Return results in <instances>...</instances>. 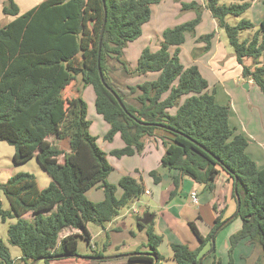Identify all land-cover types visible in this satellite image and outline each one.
I'll use <instances>...</instances> for the list:
<instances>
[{"label":"trees","instance_id":"obj_1","mask_svg":"<svg viewBox=\"0 0 264 264\" xmlns=\"http://www.w3.org/2000/svg\"><path fill=\"white\" fill-rule=\"evenodd\" d=\"M104 1L44 0L25 13L15 0L3 7V13L13 20L0 28V141L14 147L15 165L36 158L50 178L49 185L41 189L35 175L18 173L1 186L11 211H5L0 202V220L17 218L8 237L10 244L22 251L20 261L32 264L40 259L50 264L80 257L78 236L83 233L90 245V223L105 228L121 208L138 201L147 191L142 177L124 175L118 185L109 182L114 167L90 131L92 122L81 89L66 94L79 78L83 88H93L95 110L109 125L104 140L111 143L119 135L125 145L110 155L122 158L142 154L148 141L160 140L165 148L160 166L172 174L170 197L177 195L186 177L202 185L203 193L213 194L218 179L225 174L232 186L234 210L230 216L237 210V181L241 199L237 218L242 227L230 238L229 255L232 259L234 248L245 240L261 247L264 254V168L248 155L249 140L230 126V106L217 102L198 67L185 69L177 57L179 50L174 55L169 53L171 46L179 49L185 43L186 33L195 32L202 6L196 2L185 5L184 9L196 10L197 17L166 30L160 51L152 54L145 50L132 71L124 59L125 48L140 37L142 27L151 19L152 7L161 0ZM220 1L206 0L205 8L225 30L237 62L243 65L245 59H252L254 67L244 66L243 77L252 80L264 94V64L259 62L264 56V18L258 33L241 42L239 33L253 29L254 24L244 20L231 26L226 18L242 14L251 4L226 6ZM112 61L120 63L130 77L154 72H159V77L128 85L123 92L111 77ZM99 68L125 110L102 83ZM187 95L190 97L172 113ZM51 137L68 142L69 151L50 141ZM150 176L155 183L162 181L157 171ZM94 188L104 194L97 203L87 197ZM118 190L122 192L120 197ZM213 210L217 216L207 236L189 222L200 241L197 249L183 243L170 244L174 264H199L213 234L230 217L219 204H213ZM29 213L30 219L25 217ZM137 223L141 230L146 229L147 247L161 264L164 258L158 248L164 237L156 233L154 221L145 224L137 217ZM66 228L79 232L60 240ZM103 256L97 252L91 257ZM129 261L153 264V259L145 255ZM0 264H16L2 240Z\"/></svg>","mask_w":264,"mask_h":264},{"label":"rangeland","instance_id":"obj_2","mask_svg":"<svg viewBox=\"0 0 264 264\" xmlns=\"http://www.w3.org/2000/svg\"><path fill=\"white\" fill-rule=\"evenodd\" d=\"M42 1L44 0H15L16 4L21 9H27L31 5H37ZM205 1L206 0H161L160 3L154 5L152 7L151 19L142 27V34L140 37L134 42L128 43L126 46L124 59L129 69L132 71L136 70L145 50H148L152 54H157L160 51L164 41L163 34L166 30L190 22L197 17L196 10L184 9L183 7L192 2L198 3L202 6L201 21L196 27L195 32L186 33L185 43L180 46L179 49L171 46L169 48V53L174 55L176 50H179L177 57L185 69H189L192 66L198 67L200 74L209 85L208 91L210 93L214 92L215 97L217 96V102L230 106L232 121L235 122V125L238 127H245L248 133L253 137V146L264 150V94L254 82L250 83L249 89L244 87L245 84L249 83V79L243 77V67H254L253 61L251 58H247L243 65L237 62L235 51L228 40L225 30L220 27L217 20L212 17L210 11L205 8ZM263 1L264 0L220 1V5L226 6L251 4L242 14L238 16L230 15L226 18V22L231 26H236L244 20L254 24L253 29H247L239 33L241 42L252 39L258 33L260 22L264 18ZM8 3L9 0H0V27L7 25L12 18L3 14V7ZM212 34H214L213 38L209 40L205 39ZM259 62L262 65L264 64V56L259 59ZM111 65L112 68H114L111 72V77L119 84L123 92L127 91L126 87L128 85L134 86L146 81H154L159 77V72L130 77L123 72V66L120 63L112 61ZM77 88L81 89V93L84 91L81 78H79L76 83H72V86L68 88L66 94H76ZM88 92L89 91L85 93L84 98L89 107L88 119L92 122L90 128L92 135L98 136L99 145L105 151H109L112 147H120L121 143H123L121 139H116L113 145L104 141V136L108 130V124L102 117H99L95 110L93 91H91V93ZM188 97L190 96H183L179 100L178 106L172 109V113H175L177 108L182 105ZM234 117L238 120L235 119L234 121ZM50 141L57 144L65 152L69 151L68 142H60L55 137H51ZM150 142L151 141H148L146 148L149 146ZM14 152L15 149L13 146L0 141V202L5 211H11V205L4 195L1 186L5 184L11 176L18 173L33 174L37 177L41 189H45L50 181L48 175L39 165L36 158L31 159L25 164L15 165L13 162ZM60 161L63 162V157H60ZM138 161H141L138 157L131 161H129V158H124L121 161L110 156V163L115 169L110 175L109 182L116 183L123 173L122 168L127 166L128 169H130V167L134 169V167L138 165ZM144 170L145 168L142 167V177L148 182L146 186L149 184L148 187L150 186V190H154L155 185L151 183L150 176L147 172H144ZM184 179L192 182L198 188H203L202 185L195 183L190 178L186 177ZM87 197L93 202H100L103 199L102 191L95 188L91 189L87 193ZM162 206L163 201L158 204L154 196L142 195L138 201L130 202L128 205L121 208L118 216L112 222L106 224L105 228L107 229L90 223L88 225V230L91 235L90 245L85 236L82 235L83 233H80L78 236V252L79 255H81L80 257L54 261L50 264H152L142 261H129L128 258L123 256L135 253L136 251H140L139 253L144 254L152 252L150 248L147 247L146 229L141 230L138 227L137 217L142 220L146 217L145 215L147 213L154 215L156 211H160V208H162L161 213H166V216L173 215L171 212L167 211L165 208L166 206ZM133 208L139 210V215H133L130 212ZM25 217L30 219L32 218V214L29 213ZM159 219H161V217ZM16 222V217L7 219L6 221L0 220V240L7 246L16 264H24L20 261L23 256L21 249L11 245L8 237L10 226ZM162 222L163 224L160 226V230H162L163 233L161 232L162 234H160L156 232L158 235H165L163 243L158 248V252L164 258L161 264H174L173 252L170 246L171 240L169 241L167 238L168 229L165 227V225L168 226V223L163 219ZM238 225L241 229L242 221L240 218H235L217 234L215 240V254L214 256L206 258L204 264H214L216 260L219 264H254V262L258 263L259 261H264V254L259 246H255L253 251L247 246H236L233 250L231 259L229 255L230 238L237 233L234 229H236ZM173 231L177 232L176 236L181 239L183 243H186L192 248L195 247L194 242L198 241V238L195 237L191 229L187 226L184 218L181 217L178 219V227L173 229ZM75 232L79 231L71 228L64 229L60 233V240L70 233ZM210 249L211 246L207 245L204 248L202 256ZM97 252H102L104 255L103 257L106 259L98 260L91 257ZM37 264L47 263L45 261H39Z\"/></svg>","mask_w":264,"mask_h":264},{"label":"crops","instance_id":"obj_3","mask_svg":"<svg viewBox=\"0 0 264 264\" xmlns=\"http://www.w3.org/2000/svg\"><path fill=\"white\" fill-rule=\"evenodd\" d=\"M37 5H31L27 9H21L20 8L21 13H25ZM12 20H13V18H11L9 20V22H11ZM210 59H214V58H210ZM250 83H253V81L249 80V85H250ZM90 87L91 86H87L86 88H84V91H83L84 94L82 92V97L85 100V98H84L85 93L87 91H89L88 93H91V91H93L94 101H95L94 90L92 87L91 88ZM216 98H217V96H216ZM219 104H221V103H219ZM221 105H223V104H221ZM88 112H89V107H88ZM99 117H101V116L99 115ZM235 119H237V118L234 117V121H235ZM229 121H230V126L232 127V129L235 131L236 134H242L249 140V146L247 148L248 155L258 164V166L260 168H264V152H263L264 150H261V148L253 146L252 135L250 133H248V131L245 127H238L235 125V122L232 121L231 113H230ZM107 128L109 130V125H107ZM108 130H107V132H108ZM97 138H98V136H97ZM116 139H121V137L119 135H116L113 142H111V143L108 142V143L110 145H113V143L115 142ZM98 144H99V138H98ZM124 146H125L124 143H121L120 147H117V148L112 147L109 149V151H105L104 149L103 150L108 154V159L110 161V156H112V155H109V154L113 150L121 149ZM164 154H165V148H164L162 142L160 140H158V141H151L149 143V146L145 149V151L142 154L136 153L132 156H123L122 158H117L118 160H121V161L124 158H129V161H131L132 159L137 158V157L139 159H141V161H138V165H136V167H134V169H133V167H130V169H131L130 170L127 168V166H124L122 168L123 173L120 175L119 179L124 175H131L134 178L142 177V173H143L141 171L142 167L145 168L144 172H147L149 176H150V172L157 171L158 174H160V176L162 177V181L160 183H155L153 177L150 176L151 183L153 185H155L156 190L155 189L150 190V186L148 187V185H149L148 184L146 186V190H147L146 195L154 196V199L157 201L158 204L163 201L162 207L166 206L165 208L167 209V211L171 212V214H173L175 216H173V215L166 216V213H161L162 208H160V211H156L154 216L150 213H147L145 215L146 216L145 219L147 217H149V219L146 220L147 223H145V224H148V223H151L152 221H154L156 232L162 234L163 231L160 230V226L163 224L162 219L166 220V223H168V226L165 225V227L168 229L167 238L169 239V241L171 240L170 244L173 242L183 243V241L176 236L177 232L173 231V229L178 227V219H180L181 217L185 219V222L187 223V226L189 228H190L189 222H193L195 224V226L197 227V229L199 230V232L204 237L207 236L210 232L212 225L214 224L215 217L217 216L213 210V204H219L224 209L226 208L225 215L227 217L233 213L234 204H233V201L231 200L232 186H231V182L228 179V176L225 174H222L220 176V178L218 179V181L216 183L217 184L216 191L213 194L203 193L202 192L203 188H198L192 182H189V181L184 179L180 189L177 192L176 197L174 196L173 198H171L170 192L173 190V186H172V182H171L172 181L171 180L172 174L169 171L162 169L160 166L161 159L164 156ZM112 157H114V156H112ZM114 169H115V167H114ZM159 170H160V172H159ZM119 179L117 180L116 183H112V184L118 185ZM49 180H50V178H49ZM144 182H145V185H146V183H148L145 180H144ZM49 183H50V181H49ZM95 189L102 191L99 188H95ZM193 191H196L199 195V203L197 205L192 204V202H191L190 194ZM121 193L122 192L120 190H118L117 196L120 197ZM102 195H103L102 198L104 199L103 191H102ZM138 215H139V213H138ZM160 217H161V219H159ZM175 218H177V219H175ZM105 229H107V228H105ZM105 229H104V231H105ZM234 230H235V232H238L237 230H240V226L238 225L236 227V229H234ZM163 236L165 238V235H163ZM183 244H186V243H183ZM194 245H195L194 248L190 247L189 245L188 246L192 250H195L200 246V241L199 240L195 241ZM238 246H240V247L247 246L251 251H253V249H255V246L252 245L248 240L240 242ZM218 263L219 262L216 260L215 264H218ZM254 264H257V262H254Z\"/></svg>","mask_w":264,"mask_h":264},{"label":"water","instance_id":"obj_4","mask_svg":"<svg viewBox=\"0 0 264 264\" xmlns=\"http://www.w3.org/2000/svg\"><path fill=\"white\" fill-rule=\"evenodd\" d=\"M104 4H105V1L103 0ZM105 23H106V20L104 22V26H105ZM104 26H103V29H102V32H101V36H100V50H101V43H102V38H103V32H104ZM99 73H100V78L102 80V83L104 84V86L112 93V95L117 99V101L119 102L120 106L125 110V107L122 103V101L118 98L117 94L115 93L114 90H112L107 84L106 82L104 81V78H103V74H102V70L99 68ZM245 88L249 89V83L245 84L244 86ZM148 125H151V124H148ZM237 186H238V183L237 181L235 182V187H234V192H235V196H236V200H237V210L236 212L231 216L229 217L227 220H225L218 228L217 230L215 231V233L213 234L212 238H211V249L206 253L204 254L200 260H199V264H203V262L205 261L206 258H208L209 256H211L215 250H216V244H215V240H216V236L217 234L224 228L226 227L231 221H233L235 218H237L238 214H239V211H240V206H241V199H240V196H239V193H238V190H237ZM154 216V215H153ZM143 223H146L147 221L144 219L141 220ZM141 255H145V256H149L153 259V264H157L158 263V258L157 256L151 252V253H147V254H144V253H139V252H135V253H131V254H127V255H124L123 257L125 258H132V257H136V256H141ZM95 259H98V260H101V259H106L104 257H98V258H95ZM39 261H41L40 259L38 260H35L32 264H37Z\"/></svg>","mask_w":264,"mask_h":264},{"label":"built area","instance_id":"obj_5","mask_svg":"<svg viewBox=\"0 0 264 264\" xmlns=\"http://www.w3.org/2000/svg\"><path fill=\"white\" fill-rule=\"evenodd\" d=\"M148 193V192H147ZM190 198H191V202L192 204H195L197 205L199 203V195L196 191H193L191 192L190 194ZM133 215H138L139 213V210L137 208H133L131 211H130Z\"/></svg>","mask_w":264,"mask_h":264},{"label":"flooded vegetation","instance_id":"obj_6","mask_svg":"<svg viewBox=\"0 0 264 264\" xmlns=\"http://www.w3.org/2000/svg\"><path fill=\"white\" fill-rule=\"evenodd\" d=\"M149 219V217H147L145 220H148Z\"/></svg>","mask_w":264,"mask_h":264}]
</instances>
